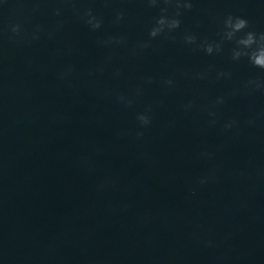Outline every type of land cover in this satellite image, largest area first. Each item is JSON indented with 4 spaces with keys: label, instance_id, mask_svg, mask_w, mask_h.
<instances>
[{
    "label": "water",
    "instance_id": "obj_1",
    "mask_svg": "<svg viewBox=\"0 0 264 264\" xmlns=\"http://www.w3.org/2000/svg\"><path fill=\"white\" fill-rule=\"evenodd\" d=\"M192 2L179 29L134 53L165 5L78 0L103 18L92 31L60 0H0V264H264V92L245 90L264 71L234 61V41L213 55L183 42H219L229 14L264 32V0ZM13 24L23 39L9 38ZM118 35L125 45L99 46ZM217 97L226 102L213 107ZM230 120L239 125L226 132Z\"/></svg>",
    "mask_w": 264,
    "mask_h": 264
},
{
    "label": "clouds",
    "instance_id": "obj_2",
    "mask_svg": "<svg viewBox=\"0 0 264 264\" xmlns=\"http://www.w3.org/2000/svg\"><path fill=\"white\" fill-rule=\"evenodd\" d=\"M108 0H105L107 3ZM145 2L150 7H157L160 4L165 5V7L160 8V15L156 18L153 25L148 30V39L144 41H140L136 44L133 52L143 51L151 47V41L155 38L171 34L176 29H179L181 26L180 16L182 14L181 10L190 11L193 7L192 0H145ZM60 3L70 5L71 11L74 15L78 16L80 19L84 21L85 24L88 25L90 30L96 31L103 26V18L96 15L92 8L86 9H79L76 7L78 0H60ZM174 4L177 11L174 15L168 14V7L167 5ZM33 11H38V8L33 9ZM63 8H57L55 10V15L60 17L63 13ZM125 19V13L123 11L118 12L115 16L114 23L119 24ZM62 27V22L58 21L56 28L57 30ZM249 28V22L247 19L241 16H233L229 14L223 20V28L222 32L220 33V41H201L198 42V38L196 35L188 33L185 34L183 37V42L188 46H194L192 50H202L207 55L219 54L223 51V42L224 41H234L235 47L232 49V59L234 61H238L243 57H247L249 63L254 68H259L264 71V32L257 34L255 31H245V29ZM44 31L42 25H37L33 33L31 34V40H38L40 39L41 32ZM22 28L20 24H13L11 25V36L9 37L12 40L23 39L21 36ZM243 33V35H238ZM49 36L52 33H48ZM127 43V38L123 35L118 36H108L105 39L98 41L99 46L102 47H112V46H123ZM107 61L111 60V57L106 58ZM72 67L69 66L64 71L61 72L60 76L62 79H66L72 72ZM98 71H102V68L97 69ZM119 75V73H116ZM187 76L188 74L185 73ZM225 76H230V73H217V79ZM208 77L207 72L197 73L195 74L194 78L196 79H206ZM146 83L150 84L153 82L151 77H148L145 81ZM161 83L171 89L175 87V79L173 78H165L161 81ZM245 90L251 92L255 91H262L264 92V81L260 79H249L245 83ZM140 89L136 90V95H139ZM236 93L233 92L232 95ZM117 102L123 104L126 107H131L134 103V99L132 97L125 96L124 94H117L116 96ZM224 97H217L214 102L213 107H219L225 103ZM194 102L188 101L185 105H183V109L185 111L191 110L194 108ZM152 108L149 106L144 112L137 113L136 120L138 126L143 129L147 128L152 123ZM217 113L215 111H209V116L215 117ZM217 123L215 119L209 121L210 126H214ZM249 126L255 125V119H249L246 121ZM239 122L236 120H230L223 124L224 131H232L234 128L238 127ZM144 133L143 131L136 132V138L141 139L143 138ZM202 156L207 158L212 157V153H201ZM214 178V172L210 173L208 176L201 177L198 181L200 184H204L208 182L209 179ZM193 195L195 194V190L193 189Z\"/></svg>",
    "mask_w": 264,
    "mask_h": 264
}]
</instances>
